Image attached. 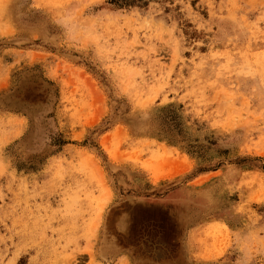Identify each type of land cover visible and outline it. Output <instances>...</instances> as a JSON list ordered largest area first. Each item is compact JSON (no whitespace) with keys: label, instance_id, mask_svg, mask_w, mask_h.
<instances>
[{"label":"rangeland","instance_id":"obj_1","mask_svg":"<svg viewBox=\"0 0 264 264\" xmlns=\"http://www.w3.org/2000/svg\"><path fill=\"white\" fill-rule=\"evenodd\" d=\"M0 264H264V0H0Z\"/></svg>","mask_w":264,"mask_h":264},{"label":"trees","instance_id":"obj_2","mask_svg":"<svg viewBox=\"0 0 264 264\" xmlns=\"http://www.w3.org/2000/svg\"><path fill=\"white\" fill-rule=\"evenodd\" d=\"M132 0H115V2L128 3Z\"/></svg>","mask_w":264,"mask_h":264}]
</instances>
